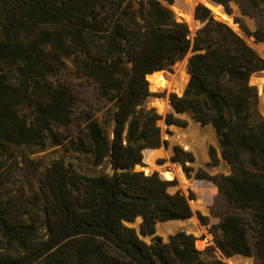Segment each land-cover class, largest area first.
Here are the masks:
<instances>
[{"label": "trees", "instance_id": "obj_1", "mask_svg": "<svg viewBox=\"0 0 264 264\" xmlns=\"http://www.w3.org/2000/svg\"><path fill=\"white\" fill-rule=\"evenodd\" d=\"M215 1L229 14L236 3L255 18V31L236 22L264 43V0ZM174 2L0 0V264H227L207 260L193 235L155 236L148 244L125 225L141 218V234L150 237L159 223L193 216L191 199L170 193L173 182L135 170L146 151L150 163L168 145L158 124L163 117L145 106L148 75L172 71L192 50L188 85L170 104L215 129L231 167L229 175H196L218 187V246L229 258L256 256L264 264V117L251 84L264 58L204 5L196 7L203 26L191 38L168 6ZM68 60L105 103L104 125L91 106L81 108L73 84L52 80ZM165 121L186 125L173 114ZM50 142L90 157L95 167L109 162L113 174L87 176L63 159L30 157L29 150ZM173 151L172 160L192 171V153ZM23 164L37 185L30 195L11 186Z\"/></svg>", "mask_w": 264, "mask_h": 264}, {"label": "rangeland", "instance_id": "obj_2", "mask_svg": "<svg viewBox=\"0 0 264 264\" xmlns=\"http://www.w3.org/2000/svg\"><path fill=\"white\" fill-rule=\"evenodd\" d=\"M195 5L198 6L203 4L198 3ZM223 10L226 9L223 8ZM230 15H232L236 25L239 28L240 24L237 23L236 20L243 22L251 31H255L257 29L256 19L249 16H244L238 4L232 3ZM216 19L219 20L218 18ZM193 23L194 26L196 24V29L192 33V37L194 38L197 31L203 25H200L199 22L195 23V21H193ZM250 38L255 43L254 45H250L264 58V43H257L254 37ZM191 57L192 54H188L186 58L182 61H179L173 67L172 70V72L178 75L176 82H180L182 80L183 75L186 76L187 82L185 88L187 87L188 82L190 80V76L188 73V64ZM67 64V68L63 70L60 74L54 76L52 80L73 84L82 93L84 100L81 104V108L86 110L89 109V106H91L98 112L97 117L99 118L102 125H104V114L107 110V107H105V103L98 100L97 96L95 95L94 87L92 84H90L89 81L81 77L79 74L74 73L75 65L73 61L68 60ZM262 78H264V71L262 73L253 75L251 77V84L257 87L259 91V108L262 116L264 117V93L263 89L259 86L258 83V81ZM148 80L150 82L151 96L146 100L145 106L148 109L154 108L157 113L163 117V119L158 124L162 128V137L165 141H168V145L167 150H164L163 148L158 150L153 155L150 163L146 161V154H148V151L144 153V163L146 164V166H148V170L145 173L150 175L152 174V172H158L162 178H165V175L162 174L163 169L169 168L171 171H173L172 165H177L183 173V181L185 183H183L181 179L177 177L176 180L173 182V185L170 187L169 191L171 194L181 192L182 194L191 199L190 205L192 204V202H197V207L195 209H192L193 216L190 219L159 223L156 227V233L154 236L148 237L143 236L141 234V219H137L134 223H125V225L129 228H134L140 238L148 244L151 243L152 238L155 236H160L164 239V241H168L170 236L178 232H185L189 235H193L196 238L197 247L200 251L204 253V256L207 260H222L228 264L229 260L238 259L241 262H246L245 264H260L256 256L246 258L240 255H235L229 258L218 246V241L221 237V230L219 228L221 220L219 217L214 216L212 213L213 205L218 196V187L215 185L214 182L210 180H200L196 178V175L199 171H202L208 174L209 176H216L221 174L229 175L231 173L230 165L222 159V148L215 129L211 125H201L189 113L176 114L170 103H160L159 100L161 98L171 96L172 94L182 96V94L179 95L175 92L170 91L168 85H166L167 88L165 90L158 88L157 90H151V83L153 82V79L151 77L148 78ZM158 106L161 109L160 112L157 110ZM164 109L165 114L163 115ZM170 114H173L176 118L185 122L186 125L184 127H179L175 125L168 126L166 124L165 119ZM107 128L110 134H112L111 123L107 126ZM167 131H170L172 134L169 135ZM174 146H180L183 148L184 151L192 153L195 158V161L193 163L188 164V166L192 168V171L186 172L184 166L181 163L174 162L172 160L174 156ZM211 148L215 149L216 154L219 158V163L217 165L212 164L210 151ZM29 153L32 159L42 158L45 160L46 164H50L58 159H63L68 164H76L78 166V170L82 174L87 176H95L103 173L110 175L113 174L109 162H105L101 166L95 167L90 157H79L73 152L68 151L64 146L54 145L51 142L48 143L46 146H35L31 150H29ZM171 160L173 161V163H171ZM22 167L23 169L16 173V176L13 179L11 186L14 190L23 189L28 195H30L31 190L36 188L37 185L34 176L30 174L26 166L23 164ZM182 167L184 169V172L182 171ZM190 220H195L196 223H192ZM250 240H253L252 234H250Z\"/></svg>", "mask_w": 264, "mask_h": 264}, {"label": "water", "instance_id": "obj_3", "mask_svg": "<svg viewBox=\"0 0 264 264\" xmlns=\"http://www.w3.org/2000/svg\"><path fill=\"white\" fill-rule=\"evenodd\" d=\"M211 2H212L216 7H222V8L225 9V7H224L223 5H221L220 3L216 2L215 0H211ZM168 6L174 11V13H175V15H176V18H177L179 21H181V22H185V23L188 24V26H189V28H190V30H191V33H193V32L195 31V29H196V24H195V28H194V30H193V28L190 26L189 21H195V23H196V22H199L200 25H203L202 22L199 21V20L197 19V17H196V7H197V5H195L194 0H175V2H174L173 5H168ZM211 12H212V15H213L214 17H218L216 11H214V10L211 9ZM224 12H225V14H226L229 18L232 19V23H231L232 26H236L235 20L233 19L232 15H230L226 10H224ZM219 18L221 19V17H219ZM230 26H231V25H230ZM232 26H231V27H232ZM237 32H238V34H240V36H242V37H243L248 43L250 42V40H251L250 36H249L248 34H246L243 30H241L239 27H238V31H237ZM195 35H196V34H195ZM190 37L193 38L192 35H191ZM255 41H256V40H255ZM189 54H192V56H194L195 53H194L193 50H192V51H190ZM162 72H166V73H169V74H170L171 82H175V81H176L178 75H177L176 73L172 72V71H169V70H162V71H158V72H155V73H162ZM155 73L148 75V78H151ZM189 76H190V75H189ZM148 81H149V80H148ZM258 83H259V86L263 89V93H264V78L260 79V80L258 81ZM149 84H150V82H149ZM185 89H186V88H185ZM185 89L181 92L182 95L184 94ZM151 90H157V88L155 87V85H154L153 82L151 83ZM156 101H157V100H156ZM159 102L162 103V104H164V103H166V102H167V103H171L170 96L165 97V98H161V99L159 100ZM153 109H154V108H153ZM157 110H158L159 112L161 111V109H160L159 106L157 107ZM156 112H157V111H156ZM157 114H158V113H157ZM164 114H165V109H164V111H163V115H164ZM160 116H161V115H160ZM162 123H163V122H162ZM161 148H163L164 150H167V145H166V144H163L162 147L157 148V149H161ZM171 163H173L172 160H171ZM147 168H148V166H146V164L144 163V160H143L142 164L137 165V166L135 167V170H136V171H143V172H146V171L148 170ZM182 171L184 172L183 167H182ZM152 174H153V172H152ZM162 174H163V175L168 174V175L172 176V179H171V180H169V179H165V178L163 177V179H164L165 181H168V182H174V181L176 180V178H177V175H176L174 169H173V171H171L169 168H164ZM224 259H225V258H224Z\"/></svg>", "mask_w": 264, "mask_h": 264}, {"label": "bare ground", "instance_id": "obj_4", "mask_svg": "<svg viewBox=\"0 0 264 264\" xmlns=\"http://www.w3.org/2000/svg\"><path fill=\"white\" fill-rule=\"evenodd\" d=\"M194 3L195 4H198V3H201V4H203V5H206L207 7H209L210 9H212V10H214V11H216V13H217V16L218 17H216V18H218L219 20H221V21H223V22H225L226 24H228V25H231L232 26V19L231 18H229L226 14H225V12H224V10H223V8L222 7H216L212 2H211V0H194ZM219 17H221V19L219 18ZM190 22V24H191V27L194 29L195 28V26H194V23H193V21H189ZM232 28L233 29H235L236 31H238V26L236 25V26H232ZM249 44H255L253 41H252V39L250 40V42H249ZM259 49V48H258ZM182 67V66H181ZM152 81H153V83H154V85H155V87L156 88H160V89H166L167 87H166V85H168V87H169V90L170 91H172V92H175V93H177V94H179V95H181V92L185 89V86H186V82H187V78H186V76L185 75H183V77H182V80L180 81V82H176L175 81V83L174 82H170L171 80H170V74L169 73H166V72H162V73H156V74H154L153 76H152ZM167 109V108H166ZM191 136V135H190ZM189 151V150H188ZM173 166V167H172ZM171 167L174 169V171H175V173H176V175H177V177H179L180 179H181V181L183 182V183H185L184 181H183V178H184V176H183V173L181 172V169L177 166V165H172ZM165 178L166 179H171V176L170 175H168V174H165ZM197 203V202H196ZM195 202L193 203L192 202V204H191V206H192V209H195L196 207H197V204H196ZM139 219H141V218H139ZM191 221V220H190ZM192 223H196V221L195 220H192L191 221ZM182 224V223H181ZM183 225V224H182ZM194 225V224H193ZM199 225V224H198ZM195 226V225H194ZM203 231H204V229H203ZM193 232V231H192ZM197 233V232H196ZM243 260V259H242ZM245 260H247V259H245ZM248 262V261H247ZM246 262H241V261H239L238 259H231V260H229L228 261V264H245ZM249 263V262H248Z\"/></svg>", "mask_w": 264, "mask_h": 264}]
</instances>
